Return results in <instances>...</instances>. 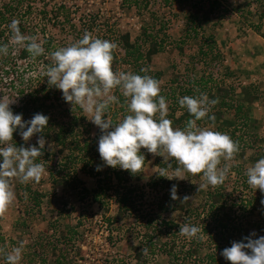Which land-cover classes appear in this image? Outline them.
<instances>
[{
	"label": "rangeland",
	"instance_id": "1",
	"mask_svg": "<svg viewBox=\"0 0 264 264\" xmlns=\"http://www.w3.org/2000/svg\"><path fill=\"white\" fill-rule=\"evenodd\" d=\"M219 1L222 6L215 8L211 14V21L205 26V29L197 26L199 34L196 39H188L183 36L184 30L189 29L186 20V14L190 11L189 6L183 4L168 6L165 0H150L147 6L146 2L142 1L138 8L124 6L122 5V0H34L35 9L32 13V21L38 26V31L40 32L45 21L40 19L41 17L38 14L45 8L50 10L56 9L60 5H66L71 15L69 25H67L68 23L62 14L55 20L52 13L49 16L53 20L51 24L47 23L48 34L54 38L55 45L59 47L73 41V37L68 30L72 29L70 27L71 24L75 23L79 25L81 20L88 23L89 20H93L94 16L97 19V23H100V19H106L111 26L110 30H112V33L115 30H120L121 33L129 32L131 37L135 38L141 32V25L143 23H150L153 20L152 17L155 15V17L167 23L165 49L154 55L151 60L153 70L162 71V78L159 82L160 90L162 89V91L167 93L173 86H178L183 94L181 95V92L178 91L177 99L188 95L187 91L183 90L184 88H190L192 91L198 92L200 87L194 85V82L196 80L199 81L204 72L207 71L204 79L211 80L207 85L204 84L202 87L208 98L216 97V100H219L221 95L229 94V88L233 86L237 90L236 93H233L240 99L245 100L246 105L250 109V118L254 126L250 131L258 133L260 137H264V69L262 67L263 70L256 69L254 61L251 60L255 49L253 43L257 40L252 38L251 35L256 36L260 34L256 30V27L259 25L262 26L261 30L264 31V16L260 17L261 13H264V0ZM247 1L250 4H247ZM260 1H263L262 5ZM224 7L227 9V12H224ZM90 14L93 16H89ZM53 22L55 23L54 25L57 24L59 26L61 23H64L63 31L55 28L52 25ZM211 34L222 52L224 61L221 64L217 63L218 65L207 67L204 65V61L201 62L196 57L199 55L200 44ZM251 39H253V42ZM262 52L264 54V48ZM263 54L261 56L264 58ZM249 61L252 62L250 65ZM35 65L36 67L32 68L34 70H28V68L26 70L25 68L22 76L24 79L27 78V75H32L33 79H37L41 73L44 74L46 68L43 62L40 61ZM247 65L248 67H246ZM124 68H128V66L124 65L116 72L123 71ZM229 69H232L233 72H231L233 74L230 75L228 73ZM258 71L260 72L258 73ZM10 77L0 72V98L12 101L9 107L13 113H18V100L14 96L15 88L11 87ZM247 89L251 92L250 94L255 95L253 102L248 101L249 92H247ZM114 91L115 89H113L112 94ZM175 101L174 103L176 104ZM68 104V102H65L64 105L67 106ZM178 107L176 117L180 119L175 120L176 128L182 125L185 126L184 119L187 115L186 109ZM107 115L108 111L105 116L110 120V117ZM86 116L91 124V136L101 133L98 126H95L89 120L91 117L88 114ZM121 119L119 118L118 122ZM230 119H232L230 113L220 117L219 124L225 125V131H230L233 128L228 123ZM36 141L37 136L34 134L25 142L28 145H36ZM44 146H46V152L41 151L42 154L40 156L41 164L45 167L38 182L29 181L20 183L17 178H10V187L14 192V199L7 206L6 211L0 214V237L3 239L1 246L4 245L6 247L7 253H10L13 247L19 246L22 243L23 249L19 264L30 263L29 259L31 255L33 256L34 249V247H30V243L36 242L38 236L44 233L48 235L43 246L45 250L38 251V255L40 254L42 257L48 258L47 264H52L55 257H59L61 252L55 253L52 246L53 242L51 241L54 237L52 234L45 232L46 227L51 223L53 226H56L57 231L77 226L73 243L80 251V254L76 257L78 264H168L167 256L159 251L158 246L162 244L159 240L161 238L156 240L158 246L153 247L152 250L149 249L148 242L140 240L143 234V230L141 229L143 223L141 219L142 215H145V217L153 215L160 200V194L165 192L162 186L157 189H151L147 186L149 177L155 173L157 168L156 160L163 159L162 156L151 153L150 160L141 169V172L126 184L127 187H135L137 194H133L134 208L121 215L118 212L114 196V187L117 184L116 178L112 179V188L107 190V193L104 194L105 196H101L102 203L109 202L108 211H105L104 207L93 200L92 191L96 187V180L89 175L78 171L76 180L72 182H66L60 175L58 177L52 176L51 170L46 164L50 157L52 159L54 157L52 165H55L56 162L61 160V156L58 153V147L51 139L45 140ZM46 153H51V155L48 156L49 154L47 155ZM255 153L257 152L254 150H248L243 157L239 158L237 163L244 162L243 164L247 168L252 166L257 161L254 159ZM166 160L169 161L171 158ZM223 160V157H221L220 163H223ZM230 163L228 162L227 166L228 171H232L231 176L230 178H226L225 182L228 185V191H233L232 198L234 204L229 208V211L233 223L241 228L251 218L255 219V217H252L248 213L247 209L244 210V206H242L244 202L242 200H244L245 195H255L256 190L249 188V186L246 187L247 177L245 175V167L243 168V173L238 174L232 167L235 161H231ZM175 164L177 165L175 168L172 169L170 167L169 169V176L173 178L170 179L172 183L170 187L176 186L179 183L180 188L178 191L179 193H187L189 204L186 205L184 211L174 210L171 214L164 213V217L173 219L177 223H182L181 226H183L185 223L182 222V219L186 220L189 215L188 210L196 208L200 204L205 195L206 187L199 188L198 190L199 185L205 184L203 176L199 177L198 174L182 172L180 177H176L175 169L180 166L176 161ZM79 167L81 169L82 163L79 164ZM27 184L32 187L31 192L25 190ZM107 185L110 184L108 183ZM34 191L44 194L42 204L38 209L34 208L35 211L32 208L28 209V214L20 212L19 208L21 205L33 207L31 196ZM36 212L37 215L35 214ZM21 216H24L28 221L26 227H21L17 224ZM203 219H208V217L204 216ZM79 223L80 225L78 226ZM173 231L178 232L179 229L176 228ZM58 236L59 234H57ZM178 237L177 244L179 246L188 245V238L182 236L180 233ZM55 244L61 245L62 242L58 241ZM220 244L221 247L228 246V243L225 241L220 242ZM135 247L141 248L140 251L143 255L140 259H137L135 256L137 252ZM4 256V254L3 256L0 255V264H5ZM37 260L40 259L37 258ZM198 263L196 259H194V262H191V264Z\"/></svg>",
	"mask_w": 264,
	"mask_h": 264
},
{
	"label": "trees",
	"instance_id": "2",
	"mask_svg": "<svg viewBox=\"0 0 264 264\" xmlns=\"http://www.w3.org/2000/svg\"><path fill=\"white\" fill-rule=\"evenodd\" d=\"M33 1L34 0H0V44L8 45V54L0 55V72L5 76L10 77L11 75L10 84L12 88H15L14 96L17 97L18 100V113L13 114H22L24 120L31 119L36 113L46 115L48 117L47 126L42 133L35 135L37 137L42 135L45 140L51 139L58 147L61 160L56 162L55 165H52L54 157L53 159L50 157L46 164V166H49L52 176L58 177L60 175L66 182H72L76 180L78 171L89 175L96 180V187L92 191L93 200L104 207L105 211H108L109 202L106 201L102 203L101 196H105L104 194L107 193V190L112 188V179L116 178L117 184L114 187L115 202L117 203L119 214H125L134 208L133 194H137L135 187H127L126 184L141 172V169L150 160L151 153L147 152L144 148L140 149V152L145 157V161L142 168L136 174H131L129 171L121 170L118 167L103 166V162L97 152V140L101 133L91 136V124L86 114L76 105H73V107L70 103L67 106L64 105L65 101L62 98L61 91L54 86L50 87L47 82V77H44V74L41 73L37 79H33L32 75H27V78L24 79L22 77L23 71L25 68L26 70L27 68L28 70H34L32 68L36 67L35 64L40 61L43 62V65L47 69V67L51 66L53 63L50 56L52 51L60 47L69 46L80 39L83 34L88 33L92 38L107 39L117 45L112 52V69L114 72L118 71V69L124 65H127L128 68H124V72H132L140 75L146 74L160 82L162 71H154L151 67V60L154 55L165 49L164 43L167 39V23L154 15L150 23H143L141 25L140 34L132 38L129 32L121 33L120 30H115V34L112 33V30H110L111 26L106 19H100V23H97L96 17L94 18V16L90 14L89 16H93V20H89L88 23L81 20L79 25L75 23L70 25L72 29L68 31L73 37V41L57 47L54 38L50 36L47 31V23L51 24L53 20L49 15L52 13L53 18L57 20L60 14H62L68 23L66 24L69 25V22H71L69 9H67L66 5H60L56 7V9L48 10L45 8L41 11L38 15L45 23H43L44 25L39 32L38 26L32 21V13L35 9ZM142 1L146 2V6L150 2V0H122V5L138 8ZM262 2L263 1H260V4ZM165 3L168 4V6L181 4L189 6L190 11L186 14L189 29H185L183 35L188 39L198 38L199 32L197 31V26L205 29V26L211 21V14L215 8L222 6L219 0H165ZM247 4H250V2L247 1ZM225 11L227 12V9L224 7V12ZM261 16L263 17L264 13H261L260 17ZM12 20L18 21L17 26L24 37L36 38V41L44 48L43 54L38 57H32L22 45H17L12 41L13 33L9 28ZM54 24L53 22L52 25L55 28L63 31L65 26L64 23H61L60 26ZM261 27L262 26L259 25L256 27V30L264 37V31L261 30ZM206 38L207 39L199 46L198 54L201 57L198 55L196 59H200L201 62L204 61V65L207 67L215 66L217 63H223L224 59L222 52L213 35L211 34ZM229 70L228 73H230V75L233 74L232 69ZM206 72L207 71L204 72V75L199 81L196 80V82H194V85L200 87L198 92H194L190 88L183 89L187 91L189 96H198L200 93H204V88L202 86L204 84L207 85L211 80L204 79ZM178 91L181 92L178 86H173L167 93L162 91V89L159 93V95H163L166 99L168 107L167 118L171 120L173 128H176L175 120L180 119L176 117V112L179 108L177 103ZM236 91L237 90L231 86L228 91L229 94L221 95L219 100H216V97L211 98L210 100L216 101V103L210 107L208 113L213 119L209 120L206 116L196 121V124L200 128L208 127L213 131L227 134L236 142L238 151L234 153L232 159L228 161L223 160L224 162L222 161L223 163H219L217 167L222 169L228 162L235 161L232 167L238 174H242L243 168L245 167L243 164L244 162L239 164L237 161L239 158L243 157L248 150L257 152L254 157L255 160L264 157V137H260L258 133L250 131L254 128L250 118V109L246 105L245 100L240 99L234 94ZM247 92H249L248 101L253 102L255 100V95L250 94L251 92L249 89H247ZM180 94L182 95L183 93L181 92ZM113 95L117 96L118 102L110 105L107 116H109L110 121L115 124L118 123L119 118H123L129 113L126 110V98L122 96L119 89H115ZM186 113L187 115L184 119L185 123L192 118L188 112ZM227 113H230L232 116V119L228 121V123L233 126L230 131H225V125L219 124L220 117ZM183 127L184 125L178 128L182 129ZM11 143L15 144L17 147L23 146L27 148L29 146L22 140L17 132L13 133ZM32 146L37 145L32 144ZM41 151L46 152V146H44ZM46 154H49L48 156L51 155V153ZM36 162L41 164V156L36 158ZM80 163H82L81 169L79 167ZM98 165L101 166L100 171L96 170ZM176 166L175 160L173 159L169 161L163 159L156 160L157 168L155 173L151 175L147 181V186L151 189H157L160 186L165 189V192L160 194V200L155 208V213L148 217L142 215L141 218L143 222L141 228L143 234L140 240L148 242L150 250L158 246L156 240L161 238L159 240L162 244L158 246L159 251L167 256L168 264H191V262H194V259L199 262L198 264H230L229 261L225 260L220 255L221 250L226 248L221 247L220 242L225 241L228 243L227 247H230L231 242L241 241L244 237L249 236L253 232L256 234L252 237L253 239L264 236V206L260 203L261 199H264V194L257 188L255 195L244 196V200L242 201L245 205L243 204L242 206H244V210L247 209L248 213H250L252 217H255V219L251 218L246 225H242L241 228L237 227L235 223H233L229 211L234 201L232 198L233 191H228L229 188L225 182L227 180L226 178H230L232 171H227L222 183L216 186H206L203 200L196 208L188 210L189 215L186 220L182 219V222L195 225L200 228L201 231L196 237L188 238L189 243L187 246H179L177 244L179 232L173 230L176 228L179 229L182 223H177L173 219L164 217V213L171 214L174 210L184 211L186 205L189 204V199L184 200V197L189 198L187 193H179L178 191L180 188L179 183L176 184L177 198L175 200L171 199L170 186L172 183L171 180L168 179L171 178L169 176V169L170 167L173 169ZM161 169L165 170L164 174L167 178L159 176L161 174ZM246 169L247 167L244 168L245 171ZM198 176L201 177L202 174H198ZM108 183L110 185H107ZM247 186L249 185L246 182V187ZM31 188L32 187L27 184L25 190L31 192ZM249 188L252 187L249 186ZM43 196L44 194L34 191L31 196L33 207L21 205L19 211H22L24 214H28L31 208L35 211L34 208L38 209L42 204ZM37 212L35 213L36 215ZM204 216L208 217V219H203ZM27 222V219L21 216L17 224L21 227H26V225H28ZM79 225L80 223L78 226ZM76 227L77 226H71L69 229L62 231H57L58 229L56 226H53L51 223L46 227L45 232L47 234H52L54 237V239H51L53 242V250L55 253L61 252L59 257H55L52 264H78L76 257L80 254V251L73 243L77 231ZM57 234H59L58 237ZM47 236L48 235L42 233L38 236L36 242L30 243V247H34V249L33 256L31 255L29 259L30 263L28 264H47L48 258L42 257L40 254L38 255V251L41 252V250H45L43 246L48 238ZM2 240L1 238L0 246ZM58 241L62 242V244H55V242ZM213 242L215 243L213 244ZM135 249L137 250L135 256L137 259H140L143 255L140 251L141 248L135 247ZM74 251L75 253L73 254ZM6 253L7 249L2 245L0 247V255L3 256V254L6 255ZM37 258L40 260H37Z\"/></svg>",
	"mask_w": 264,
	"mask_h": 264
},
{
	"label": "clouds",
	"instance_id": "3",
	"mask_svg": "<svg viewBox=\"0 0 264 264\" xmlns=\"http://www.w3.org/2000/svg\"><path fill=\"white\" fill-rule=\"evenodd\" d=\"M17 25L16 20L9 25L12 41L22 45L32 57L43 54L44 48L36 38L24 37ZM116 47L114 42L92 38L85 33L71 45L52 51L53 63L44 72L48 85L60 90L65 102L72 107L78 106L98 126L101 134L97 140V152L103 166L118 167L136 174L145 161L140 152L144 148L149 153L162 156L163 160H175L180 166L175 169L176 177H180L182 172L202 174L206 183L199 185L198 190L222 183L228 166L218 168L220 158L231 160L238 146L227 134L200 128L196 124L206 116L213 119L208 113L216 101L210 100L205 93L178 98L179 106L186 109L192 118L182 129L173 128L167 118L166 99L159 95L158 80L146 74L113 71L112 52ZM7 54L8 45L0 44V55ZM113 89H119L126 98L129 113L115 124L105 116L110 105L118 102L117 96L112 94ZM11 102L0 98V214L14 199L10 178L15 177L20 183L38 182L44 172L43 165L36 162L45 145L42 135L37 137V146L29 145L27 148L17 147L11 141L14 132L23 141L42 133L48 117L36 113L31 119L24 120L22 114H13L9 107ZM96 170L100 171L101 166L98 165ZM164 172L161 169L159 176L166 177ZM245 175L247 184L264 194V157L248 167ZM170 196L173 200L177 198L175 185L170 189ZM186 199L188 197H184ZM260 203L264 206V199ZM200 231L197 226L185 223L178 232L186 238H193ZM255 235L253 232L241 241L231 242V246L221 250L220 255L230 264H264V236L253 239ZM22 249V243L13 247L5 255V264H19Z\"/></svg>",
	"mask_w": 264,
	"mask_h": 264
},
{
	"label": "crops",
	"instance_id": "4",
	"mask_svg": "<svg viewBox=\"0 0 264 264\" xmlns=\"http://www.w3.org/2000/svg\"><path fill=\"white\" fill-rule=\"evenodd\" d=\"M251 37L252 38H254V39H257V40H255V42L253 43L254 44V46H255V49H254V56L252 57V61H254V64H255V67H256V69L258 68V70L259 69H261V70H263L264 69V58L261 56V54H263V48H264V37H262L261 36V34H257L256 36H254V35H251ZM243 40V39H242ZM251 41L253 42V39H251ZM259 46H261V47H259ZM260 48V49H259ZM256 52H258V53H256ZM264 55V54H263ZM250 63H252V62H250L249 61V65H250ZM258 64V65H257ZM246 67H248V65L246 66ZM263 69H262V68ZM260 71H258V73H259ZM259 78V77H258Z\"/></svg>",
	"mask_w": 264,
	"mask_h": 264
}]
</instances>
